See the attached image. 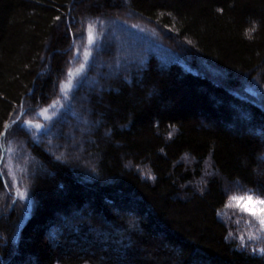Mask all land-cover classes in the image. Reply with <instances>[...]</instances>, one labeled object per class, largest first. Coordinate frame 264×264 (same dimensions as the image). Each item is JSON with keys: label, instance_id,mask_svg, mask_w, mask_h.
Segmentation results:
<instances>
[{"label": "trees", "instance_id": "16d2710c", "mask_svg": "<svg viewBox=\"0 0 264 264\" xmlns=\"http://www.w3.org/2000/svg\"><path fill=\"white\" fill-rule=\"evenodd\" d=\"M5 127L0 264H264V0H0Z\"/></svg>", "mask_w": 264, "mask_h": 264}, {"label": "rangeland", "instance_id": "374dc122", "mask_svg": "<svg viewBox=\"0 0 264 264\" xmlns=\"http://www.w3.org/2000/svg\"><path fill=\"white\" fill-rule=\"evenodd\" d=\"M81 151V150H80ZM253 196V197H261L264 198V195L256 193L253 190H247L244 193H230L228 194V204H229V211L236 215L237 222L241 223V225H246L249 229L250 234L257 235V239L264 240V229L261 228L259 222L256 220L255 217L249 215L248 213L242 211L238 206L237 202L232 199V197H246V196Z\"/></svg>", "mask_w": 264, "mask_h": 264}, {"label": "snow or ice", "instance_id": "6c2138e0", "mask_svg": "<svg viewBox=\"0 0 264 264\" xmlns=\"http://www.w3.org/2000/svg\"><path fill=\"white\" fill-rule=\"evenodd\" d=\"M57 19H60L57 17ZM87 55V53H86ZM72 73L69 72V76H71ZM23 115V113H21ZM15 123V121H13ZM24 123H27L29 125L32 124V121H26ZM37 128L42 127L41 125H36ZM7 132V127H5L4 133H0V135H4ZM22 197H26L27 193H20L19 194ZM234 201L237 202V206L244 212L248 213L249 215L256 218V220L259 222L262 229H264V198L261 197H253L251 195L246 197H232ZM255 251V249H253ZM261 252H264V249L260 250Z\"/></svg>", "mask_w": 264, "mask_h": 264}, {"label": "water", "instance_id": "95a60500", "mask_svg": "<svg viewBox=\"0 0 264 264\" xmlns=\"http://www.w3.org/2000/svg\"><path fill=\"white\" fill-rule=\"evenodd\" d=\"M16 122V121H15ZM16 197H17V195L15 196V200H16Z\"/></svg>", "mask_w": 264, "mask_h": 264}]
</instances>
